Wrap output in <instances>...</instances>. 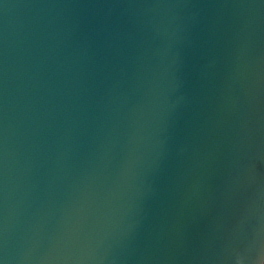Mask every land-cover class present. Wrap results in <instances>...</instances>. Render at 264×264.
Instances as JSON below:
<instances>
[{"label":"water","instance_id":"1","mask_svg":"<svg viewBox=\"0 0 264 264\" xmlns=\"http://www.w3.org/2000/svg\"><path fill=\"white\" fill-rule=\"evenodd\" d=\"M1 35L0 264L264 263V0H0Z\"/></svg>","mask_w":264,"mask_h":264},{"label":"clouds","instance_id":"2","mask_svg":"<svg viewBox=\"0 0 264 264\" xmlns=\"http://www.w3.org/2000/svg\"><path fill=\"white\" fill-rule=\"evenodd\" d=\"M235 264H244L243 258L237 254Z\"/></svg>","mask_w":264,"mask_h":264}]
</instances>
